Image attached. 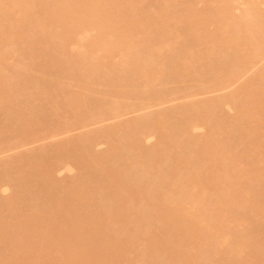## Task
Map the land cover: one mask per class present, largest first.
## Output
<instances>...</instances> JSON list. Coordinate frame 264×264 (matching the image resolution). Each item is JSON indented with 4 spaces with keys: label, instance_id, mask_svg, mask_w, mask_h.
Segmentation results:
<instances>
[{
    "label": "bare ground",
    "instance_id": "6f19581e",
    "mask_svg": "<svg viewBox=\"0 0 264 264\" xmlns=\"http://www.w3.org/2000/svg\"><path fill=\"white\" fill-rule=\"evenodd\" d=\"M108 120L0 159V264H264V0H0V154Z\"/></svg>",
    "mask_w": 264,
    "mask_h": 264
},
{
    "label": "rangeland",
    "instance_id": "374dc122",
    "mask_svg": "<svg viewBox=\"0 0 264 264\" xmlns=\"http://www.w3.org/2000/svg\"><path fill=\"white\" fill-rule=\"evenodd\" d=\"M200 4V5H199ZM204 7V3L203 2H199L198 3V7L199 8H202V7ZM243 6V5H242ZM239 7H240V9H239ZM236 10V12L234 11V14H236V15H238V14H240V12L241 11H239V10H241V4H239L238 5V8H236L235 9ZM239 13H238V12ZM86 36V38L88 37V34L87 35H85ZM10 65V64H9ZM259 65V64H258ZM254 70L255 69H252V70H250L248 73H246L245 75H244V77L243 78H241L240 80H238L237 81V83L235 84H233V85H230V86H228V90H227V88H225V89H223V90H221V91H219V92H217V93H214L215 95H222V94H225V93H228V92H230V91H232V90H234L235 88H237V86H239L242 82H244L247 78H249L250 77V75H252L253 74V72H254ZM240 83V84H239ZM230 87V88H229ZM221 92V93H220ZM213 93H210V94H200V95H195V96H193V97H191V98H185V99H176V100H174V101H172V102H168V103H166V104H162V105H157V106H153V107H151V108H149V109H144L143 111H138V112H130V113H127V115L125 114V115H123V116H121V117H118V118H115V119H111V122L109 123V121L110 120H108V121H104V122H102V123H97V124H92V126L91 125H89V126H87L86 128L84 127L83 129H76V130H73V131H70V133L68 132V133H65V134H61V135H59V136H57V137H50V138H46V139H42V141L41 140H39V141H36V142H32V144L30 145V144H27L28 146L26 147V145H25V147L23 146V147H19V148H17V149H14V150H12V151H8L7 153L5 152V153H3V154H0V159L1 158H3V157H5V155H7V156H11V155H15V154H17V153H21V152H25V151H27L28 149L30 150H32V149H34V148H37L38 146H41V145H45L46 143H48L49 142V140H50V142L48 143V144H50L52 141L54 142V140L56 141V140H58V139H61V137L62 138H67L68 136L69 137H74V134H76V135H78V134H80V133H82V132H84V131H86V130H90V129H94V128H97V127H99V126H101V125H108V123H109V125L110 124H113V122L115 123V121L117 122V121H120V120H125V119H130V118H132V117H135L136 115H139L140 113H142V112H147V111H152V110H159V109H163L164 107H167V106H171V105H176V103L177 104H179L180 102H183V101H186V100H189V99H192V98H206V97H208V96H212V95H214ZM199 96V97H198ZM227 109H228V111L231 113V114H233V112H234V109H230V107H227ZM122 118V119H121ZM116 119H118V120H116ZM96 125H98V126H96ZM91 126V127H90ZM205 127L203 128V127H198V128H196V130H194V132L195 133H204L205 132ZM78 133V134H77ZM75 135V136H76ZM53 139V140H52ZM157 138L154 136V135H152V136H149V137H147L146 138V143H148V144H153L154 142H155V140H156ZM148 140V141H147ZM38 143V144H37ZM33 145H34V148H33ZM106 147H107V144L106 143H100V144H98L97 145V150L99 151L100 149H101V151L102 150H104V149H106ZM99 148V149H98ZM103 148V149H102ZM61 168V169H60ZM57 172H56V176H58V178L60 177V178H62V179H65L66 178V175H68L67 176V178H69V177H71V176H73V174H76L77 173V168L76 167H74V166H72V167H58V169L56 170ZM57 173H58V175H57ZM2 187H3V189H2ZM1 187V194L2 195H6V196H9V194L11 193H13V191H11V189L10 188H8V186H2ZM10 194V195H11ZM61 254V253H60ZM35 264V263H34ZM49 264V263H48ZM50 264H51V262H50ZM52 264H64V262L63 261H55V262H53Z\"/></svg>",
    "mask_w": 264,
    "mask_h": 264
}]
</instances>
